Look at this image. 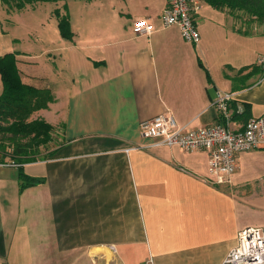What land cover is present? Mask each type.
<instances>
[{"label":"crops","instance_id":"crops-1","mask_svg":"<svg viewBox=\"0 0 264 264\" xmlns=\"http://www.w3.org/2000/svg\"><path fill=\"white\" fill-rule=\"evenodd\" d=\"M165 5L78 0L70 40L50 26L39 54L15 57L23 83L51 91L34 114L59 135L22 164L34 185L21 190L19 167L0 162V264H222L240 229L264 230V148L240 153L222 184L204 151L135 147L151 142L141 121L166 111L181 124L214 122L218 92L243 107L233 128L264 116V32L203 2L189 43L161 25ZM137 18L155 31L134 33Z\"/></svg>","mask_w":264,"mask_h":264},{"label":"built area","instance_id":"built-area-1","mask_svg":"<svg viewBox=\"0 0 264 264\" xmlns=\"http://www.w3.org/2000/svg\"><path fill=\"white\" fill-rule=\"evenodd\" d=\"M202 5L203 0H166L159 17L161 25H176L184 41L197 43L200 34L196 15ZM155 29L156 26L146 18H137L132 24V30L137 34H149ZM211 106L216 109L217 118L207 125L181 124L169 111L141 121L140 134L151 142L135 147L177 146L186 152L204 151L216 181L229 183L238 166V155L264 148V116L248 117L240 128H233L232 118L242 113L243 107L231 104V94L218 92ZM222 264H264V230L257 226L240 229L237 244L228 251Z\"/></svg>","mask_w":264,"mask_h":264},{"label":"trees","instance_id":"trees-1","mask_svg":"<svg viewBox=\"0 0 264 264\" xmlns=\"http://www.w3.org/2000/svg\"><path fill=\"white\" fill-rule=\"evenodd\" d=\"M63 0H0L8 12L19 11L27 5L38 2H58ZM213 8L230 10L233 7L250 12L264 19V0H203ZM64 5V4H63ZM60 14L54 9L57 27L63 39L70 40L73 33L67 9ZM0 157L10 158L19 167V186L24 189L37 183V179L25 174L22 164L36 161L38 146L51 140V125L43 119H29L33 112L47 108L53 101V95L48 88H36L23 83L15 56L4 53L0 56ZM246 111V110H245ZM244 111V112H245ZM9 149V150H8Z\"/></svg>","mask_w":264,"mask_h":264},{"label":"rangeland","instance_id":"rangeland-1","mask_svg":"<svg viewBox=\"0 0 264 264\" xmlns=\"http://www.w3.org/2000/svg\"><path fill=\"white\" fill-rule=\"evenodd\" d=\"M76 1L78 0H68V5H63L61 2H38L32 6L27 5L24 9L19 11L13 9V12L9 14H6V6L0 4V52L11 53L18 58L17 54H19L22 47H24L32 48V51H30L32 55L39 54L43 45L47 43L45 36H51V33L46 32L49 30V27L52 26L58 29V27H56L57 19L54 14V9H58L59 13L63 14L65 11L64 9L69 11V6L71 7L72 3ZM225 12L233 25L237 26L239 30L253 33L264 32V19H260L250 12L241 10L237 7H233L230 13L227 10H225ZM12 46L14 49H11ZM3 53H0V56L1 54L3 55ZM24 61L28 65H33L32 63L38 61V58L34 56L26 58ZM37 64L39 69L44 70L43 62L39 61L34 65ZM34 113H36V111L32 113L29 119H40L36 117ZM56 129L57 128L53 126L51 127V140L47 144L38 146V153L42 148L49 147L53 144L54 137H56V134L59 135V129L57 131ZM0 162L18 167V164L11 161L10 158L4 159L0 157Z\"/></svg>","mask_w":264,"mask_h":264}]
</instances>
